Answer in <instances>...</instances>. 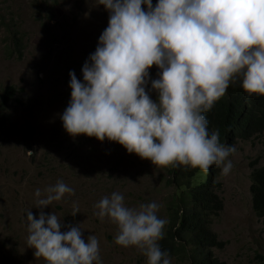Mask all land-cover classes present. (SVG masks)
Returning <instances> with one entry per match:
<instances>
[{"label": "clouds", "instance_id": "9594fccd", "mask_svg": "<svg viewBox=\"0 0 264 264\" xmlns=\"http://www.w3.org/2000/svg\"><path fill=\"white\" fill-rule=\"evenodd\" d=\"M107 27L81 67L69 70L70 99L59 119L72 137L107 138L153 165H185L207 171L222 165L235 147L219 143L203 113L240 77L248 94L264 95V0H99ZM142 5L144 6L142 8ZM155 65L157 78L149 69ZM150 83V87H147ZM147 88V90H146ZM155 91L153 100L150 93ZM74 189L58 180L35 189L28 210L27 244L46 264H102L98 240H86L79 224L67 225L44 208ZM94 207L117 225L115 243L135 246L147 264H170L162 239L166 218L155 201L124 204L113 191ZM73 204L72 216L78 213Z\"/></svg>", "mask_w": 264, "mask_h": 264}, {"label": "rangeland", "instance_id": "374dc122", "mask_svg": "<svg viewBox=\"0 0 264 264\" xmlns=\"http://www.w3.org/2000/svg\"><path fill=\"white\" fill-rule=\"evenodd\" d=\"M56 2L0 0V264H46L27 244L26 213L38 214L35 189L43 192L58 180L74 193L53 201L46 213L79 224L85 240L95 235L102 264H147L135 246L115 243L117 225L94 215V205L113 191L128 207L157 202L158 217L167 220L158 241L162 249L178 194L173 167L153 165L107 138L72 137L64 130L59 114L70 99L69 70L82 80L81 67L107 27L108 12L99 0ZM13 34L24 40L21 59L11 44ZM157 73L153 65L150 77ZM8 87H15L17 96L5 103ZM150 97L155 100L157 93ZM233 146L227 158L232 168L218 179L226 206L212 229L225 246L215 253L229 264H264V218L255 214L251 192L252 171L264 165V135ZM74 203L79 211L72 216ZM169 258L170 264H190L178 254Z\"/></svg>", "mask_w": 264, "mask_h": 264}, {"label": "trees", "instance_id": "16d2710c", "mask_svg": "<svg viewBox=\"0 0 264 264\" xmlns=\"http://www.w3.org/2000/svg\"><path fill=\"white\" fill-rule=\"evenodd\" d=\"M52 1L55 5L57 0ZM11 44L19 58L23 57L24 40L13 34ZM17 96L15 87H8L4 102ZM208 130L217 131L219 143L235 145L264 135V95L248 94L240 86V77L230 82L223 96L210 110L203 113ZM173 167V184L178 194L172 204L173 216L167 236L162 240V251L168 256L180 255L190 264H229L215 253L225 243L212 229L213 219L225 210L222 196L224 184L219 181L221 169L215 164L207 171L185 165ZM253 209L258 218H264V165L255 167L251 175Z\"/></svg>", "mask_w": 264, "mask_h": 264}]
</instances>
